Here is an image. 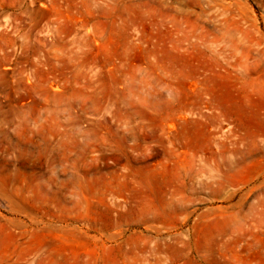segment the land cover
Segmentation results:
<instances>
[{
    "label": "rangeland",
    "instance_id": "1",
    "mask_svg": "<svg viewBox=\"0 0 264 264\" xmlns=\"http://www.w3.org/2000/svg\"><path fill=\"white\" fill-rule=\"evenodd\" d=\"M0 264H264V0H0Z\"/></svg>",
    "mask_w": 264,
    "mask_h": 264
}]
</instances>
